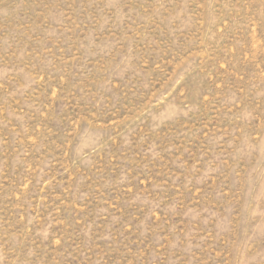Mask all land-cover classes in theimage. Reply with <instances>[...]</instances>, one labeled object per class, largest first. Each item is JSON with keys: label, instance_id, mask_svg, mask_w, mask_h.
Masks as SVG:
<instances>
[{"label": "rangeland", "instance_id": "374dc122", "mask_svg": "<svg viewBox=\"0 0 264 264\" xmlns=\"http://www.w3.org/2000/svg\"><path fill=\"white\" fill-rule=\"evenodd\" d=\"M0 264H264V0H0Z\"/></svg>", "mask_w": 264, "mask_h": 264}]
</instances>
